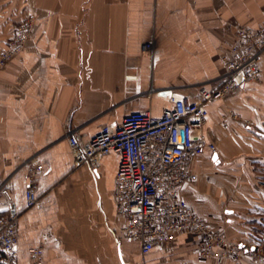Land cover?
I'll list each match as a JSON object with an SVG mask.
<instances>
[{
    "label": "crops",
    "instance_id": "crops-1",
    "mask_svg": "<svg viewBox=\"0 0 264 264\" xmlns=\"http://www.w3.org/2000/svg\"><path fill=\"white\" fill-rule=\"evenodd\" d=\"M27 17L25 50L0 70V182L20 214L18 264H33V248L40 264H236L202 260L190 237L147 255L119 243V157L77 167L67 134L85 145L130 114L160 117L172 91L194 101L200 87L215 89L235 31L264 27V0H0V54ZM261 68L258 82L208 106L202 133L218 155L194 162L198 180L182 194L229 240L264 255V56ZM33 160L43 172L27 209Z\"/></svg>",
    "mask_w": 264,
    "mask_h": 264
},
{
    "label": "built area",
    "instance_id": "built-area-1",
    "mask_svg": "<svg viewBox=\"0 0 264 264\" xmlns=\"http://www.w3.org/2000/svg\"><path fill=\"white\" fill-rule=\"evenodd\" d=\"M34 25V17H27L16 28L7 48L0 54V70L23 53ZM235 32L215 89L200 87L199 98L194 101L172 91L171 108L160 117L150 112L130 114L115 131L103 126L85 145H80L73 132L67 134L77 167L96 169L104 157L110 154L119 157L113 202L124 225L118 242L139 245L142 255L170 245L180 237H190L196 242L197 254L206 262L223 260L237 264L248 259L260 264L264 261L260 248L229 240L194 213L182 194L184 187L198 180L192 171L194 162L205 151L218 155L217 146L202 133L208 106L262 77L264 27L241 26ZM152 48L150 43L143 46L144 51H152ZM232 118L237 120L238 116ZM31 164L26 177L27 209L38 203V180L43 172L40 163L33 160ZM8 182H0V213L3 214L0 217V264H18L20 214ZM29 254L33 264H40L41 248L30 249Z\"/></svg>",
    "mask_w": 264,
    "mask_h": 264
},
{
    "label": "trees",
    "instance_id": "trees-1",
    "mask_svg": "<svg viewBox=\"0 0 264 264\" xmlns=\"http://www.w3.org/2000/svg\"><path fill=\"white\" fill-rule=\"evenodd\" d=\"M1 216H3V214H2V213H0V217H1ZM252 239H254V237H252Z\"/></svg>",
    "mask_w": 264,
    "mask_h": 264
}]
</instances>
